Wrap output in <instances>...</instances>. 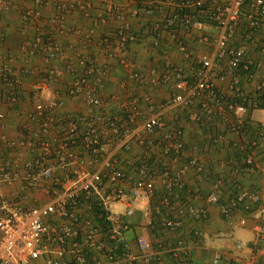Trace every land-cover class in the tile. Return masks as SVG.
Here are the masks:
<instances>
[{
  "label": "built area",
  "instance_id": "built-area-1",
  "mask_svg": "<svg viewBox=\"0 0 264 264\" xmlns=\"http://www.w3.org/2000/svg\"><path fill=\"white\" fill-rule=\"evenodd\" d=\"M47 1L53 2L58 11L50 20L57 24V34L67 32L65 15L74 9L96 26L115 21L114 32L100 41L105 54L116 56L119 66L137 87L168 84L171 92L167 100L160 102L147 92L132 94L127 102L120 103L117 112L105 117L101 115L105 104L115 99L98 93L106 67H100L88 54L75 59L65 57L51 33L39 31L32 40L25 41L29 53L40 54L46 64L45 81L35 90L36 103L27 115L36 130L29 132L25 141L30 151L38 149L40 155L24 161L5 158L4 151L14 143L0 133V185L20 183L17 200L0 195V264H152L157 257L145 238L135 239L137 255L131 251L126 239L128 218L135 214V199L154 197V175L159 173L166 179L170 190L181 187V175L172 164L185 156L182 135L186 120L203 123L216 119L224 131L209 139L220 144L226 141V133L237 137L228 144L239 154V160L224 164L235 166L237 173L254 170V155L264 138L251 135V114L264 110V78L258 77L264 70V0H124L125 6L106 1L92 16L90 0ZM12 7V1L0 0V9ZM38 15L24 11L22 18ZM129 16L147 19L145 29L152 37L153 47L164 51L161 69H149V79L136 71L134 62L119 56L128 44L140 39V33L129 24ZM164 40L183 55L187 64L175 65L170 60ZM65 75L70 76L65 86L61 90L53 88L52 99L43 101L40 91ZM0 84L8 90L6 103H16L14 89L20 81L9 74L6 66L0 70ZM245 85L251 87L250 91ZM66 98H82L86 113L58 118L57 111ZM143 104L149 114L138 128L134 123L141 116ZM165 113L172 114L174 126L166 124L162 118ZM135 144L147 154L159 146L161 159L154 165L146 157L128 159L121 166L111 149L128 152ZM83 156L89 158V164L99 167H81ZM187 164L197 174H207L197 159ZM127 183L131 185L130 192ZM222 184V179L214 183L209 203L218 205L225 217L240 204L251 212L255 246L264 253L261 195L236 184L232 201L222 202ZM31 190L41 192L47 200L26 206L23 201ZM166 201L164 198L161 203ZM117 204L124 207L123 211L112 210ZM160 211L156 208L157 213ZM185 211L193 215L201 212L181 208L176 216L164 217L162 224L170 229L181 227L178 216ZM141 215L149 225L152 223L149 210ZM170 253L178 257L184 250L176 245ZM230 264L250 262L233 259Z\"/></svg>",
  "mask_w": 264,
  "mask_h": 264
},
{
  "label": "crops",
  "instance_id": "crops-1",
  "mask_svg": "<svg viewBox=\"0 0 264 264\" xmlns=\"http://www.w3.org/2000/svg\"><path fill=\"white\" fill-rule=\"evenodd\" d=\"M15 7L0 9V70L3 66L8 68L10 75L20 81L14 89L17 102L6 103L5 90L0 84V133H5L14 145L4 151L7 159H20L22 161L39 156L40 151H30L25 141L29 132L36 130L28 120V113L33 111L36 101L33 98L35 90L45 81V63L40 54H31L25 47V41L32 40L37 32L51 33L52 39L58 44L65 57L75 59L80 54L92 56L100 67L108 69L101 84L98 86L100 96H114L115 99L107 102L101 115L108 116L118 111L120 103L127 102L132 94L147 92L155 102L165 101L169 98L171 88L168 84L147 85L137 87L127 73L119 66L115 57L105 54L101 46L103 36L111 34L117 26L115 21H108L101 25H94L92 19L86 18L83 13L74 9L66 12L64 25L67 32L57 34L54 28L56 23H50L58 11L53 2L47 0H10ZM69 2L71 0H62ZM106 1L125 6L124 0H90L92 9L90 16L104 7ZM82 2V0H81ZM24 11L37 12L38 16H31L23 20ZM130 26L140 33L137 43L128 44L119 56H124L136 64V71L145 79H149V69H161L164 61V51L160 47H153L152 37L146 33L147 19L143 17L128 18ZM50 34V35H51ZM87 35V37H85ZM166 54L175 65H185L183 55L167 40H164ZM164 46V45H163ZM258 77L264 78V70ZM70 76L65 75L61 81L53 83L48 89L40 91L43 101L52 99V89H62ZM225 87V86H223ZM246 91L251 87L245 85ZM144 90V91H143ZM87 106L82 98H66L63 107L57 111L58 118L67 114H84ZM258 113V116H255ZM146 106H141V116L134 125L141 127L143 120L148 116ZM162 118L169 127L175 125L171 113H165ZM252 132L255 137H264V110L259 109L251 114ZM64 130V127H63ZM224 128L217 123L216 119H208L203 123L186 120L183 127V141L185 143V156L175 161L172 168L181 175V187L168 189L166 179L158 173L154 175L155 195L151 198H137L133 202L135 214L128 218L129 230L126 239L129 241L133 254H138L135 239L145 238L155 253L157 259L152 264H230L231 260L240 262L248 261L250 264H264V253L259 252L255 246V234L253 231L255 220L251 212L244 208L236 207L229 217L221 214L218 205L209 203L208 197L213 191L214 183L222 179L220 201H232L236 184L245 189H254L261 195V204L264 207V138L262 145L254 155V170L250 172L235 171L236 167L225 165L224 162L231 159L239 160V154L230 148V140L236 136L226 133V141L220 144L214 143L211 138L223 133ZM53 136H56L55 134ZM211 138L209 139V137ZM61 137V136H58ZM111 154L122 166L128 159L139 160L146 157L151 164L161 159L159 146H154L148 154L145 150L133 145L128 152L112 148ZM239 156V157H238ZM197 159L204 164L207 174H197L195 168L187 164L191 159ZM85 169L98 168L97 165L89 164V158L83 156ZM20 183L0 185V195L7 200H17ZM126 189L131 190L130 183ZM24 199L26 206L38 202H44L47 197L41 192L31 190ZM167 201L163 205L162 199ZM156 208H161L160 213ZM194 208L201 211L198 214H190L188 211L181 216V227L170 229L162 224L163 218L169 215L176 216L179 209ZM122 205H113L112 210L123 211ZM149 210L152 223L144 219L141 213ZM244 220V223H241ZM180 245L184 250L183 255L174 257L170 250ZM39 264H42L40 262ZM102 264H110L102 261ZM121 264H135L132 261H122Z\"/></svg>",
  "mask_w": 264,
  "mask_h": 264
},
{
  "label": "trees",
  "instance_id": "trees-1",
  "mask_svg": "<svg viewBox=\"0 0 264 264\" xmlns=\"http://www.w3.org/2000/svg\"><path fill=\"white\" fill-rule=\"evenodd\" d=\"M236 207H239V208L241 207V208H242V205L240 204V205H237ZM236 207H235V208H236ZM233 210H234V209H233ZM233 210H232V211H233Z\"/></svg>",
  "mask_w": 264,
  "mask_h": 264
},
{
  "label": "rangeland",
  "instance_id": "rangeland-1",
  "mask_svg": "<svg viewBox=\"0 0 264 264\" xmlns=\"http://www.w3.org/2000/svg\"><path fill=\"white\" fill-rule=\"evenodd\" d=\"M259 114L258 113H255V116H258Z\"/></svg>",
  "mask_w": 264,
  "mask_h": 264
}]
</instances>
